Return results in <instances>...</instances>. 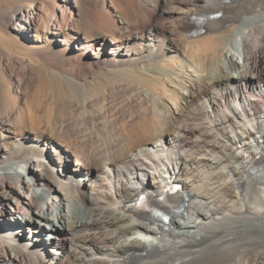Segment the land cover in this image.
<instances>
[{"label": "bare ground", "instance_id": "obj_1", "mask_svg": "<svg viewBox=\"0 0 264 264\" xmlns=\"http://www.w3.org/2000/svg\"><path fill=\"white\" fill-rule=\"evenodd\" d=\"M0 6V264H264V0ZM87 68L150 111H98ZM178 183L169 224L139 212Z\"/></svg>", "mask_w": 264, "mask_h": 264}, {"label": "rangeland", "instance_id": "obj_2", "mask_svg": "<svg viewBox=\"0 0 264 264\" xmlns=\"http://www.w3.org/2000/svg\"><path fill=\"white\" fill-rule=\"evenodd\" d=\"M1 8V6H0ZM201 18V17H199ZM199 18H196V19H199ZM195 19V20H196ZM40 27V25H39ZM4 35L8 36L9 38H12V36L8 33L6 27H5V24L3 22H0V38L1 37H4ZM203 35V34H201ZM200 36V35H199ZM196 36H194L195 38ZM20 40H23L24 42H26L25 39L23 38H19ZM7 41H5L6 43ZM14 48V47H13ZM163 59V57H162ZM88 61V60H87ZM162 63H165V61H163ZM88 65H90L89 61H88ZM44 66V65H43ZM92 66V65H90ZM46 67V66H45ZM45 67H42L43 70H45L46 68ZM66 69L68 70H72V66L71 65H68L66 67ZM88 70L85 69L84 72L81 73V77H86L88 78L89 82H91L93 84V90L92 91V94H94L93 96H95L94 98V101L97 103H95V108L98 110V111H101L102 107L103 109L105 108L106 110L103 111V113H105L106 115H115L116 118H118V120H122L124 119L125 117L124 116H128L129 115H136V113L140 112V109H141V112L138 113L137 115H144V111H146L144 109V107H146V109L151 108L150 105H149V101L148 99H144V98H140L138 94H135V93H138V91H134L136 90V88L133 86V85H130L128 83H122V86H118L119 83H116V77H114L112 75V73L108 72L107 70H104V69H100V68H95L94 70H91L90 68H87ZM51 71L53 73H56V71H58V66L56 67H52L51 68ZM114 73V71H113ZM84 75V76H83ZM82 78V79H83ZM106 83V84H105ZM110 83V84H109ZM113 86H116V88L114 90H112L111 87ZM131 86V87H130ZM90 87V86H88ZM86 86V90H90V88H88ZM111 89V90H110ZM117 89V90H116ZM120 89V90H119ZM130 89V90H129ZM134 89V90H133ZM116 90V91H115ZM74 92H76L75 90H73ZM73 92V98L74 100H77L79 102L77 103H81L82 100L84 99V93L83 91L80 92V91H77L76 93L78 94L79 98L77 97V94H75ZM120 92V93H119ZM105 93H106V98H104L105 96ZM104 94V95H103ZM135 94V95H133ZM76 95V96H75ZM101 95V96H100ZM115 95V96H114ZM75 96V97H74ZM97 96V97H96ZM138 96V97H137ZM134 97H137L136 99ZM76 98V99H75ZM101 98L102 101L104 99L103 103L101 101ZM80 99V100H79ZM108 99V100H107ZM123 99V100H122ZM141 99V100H140ZM160 100V99H159ZM107 101V102H106ZM140 101V102H139ZM162 101V100H160ZM111 102V103H110ZM138 102V103H137ZM142 102V103H141ZM103 103V104H102ZM109 103V104H108ZM62 106H61V105ZM59 105H57V107H55V109L53 110L54 111V114L56 115H71L72 114V111H70V107H69V104H66V103H60ZM66 104V105H65ZM105 104V106H104ZM109 106H108V105ZM111 104V105H110ZM139 104V105H138ZM148 104V107L147 105ZM102 105V106H101ZM97 106V107H96ZM119 106V107H118ZM68 107V108H67ZM99 107V108H98ZM113 109H112V108ZM60 109V110H58ZM62 109V110H61ZM121 109V110H120ZM144 111H143V110ZM109 110V111H108ZM111 110V111H110ZM139 110V111H138ZM68 111V112H67ZM101 111V112H102ZM108 111V112H107ZM143 111V112H142ZM150 111V109H148L145 114ZM112 113V114H109ZM71 113V114H70ZM115 113V114H114ZM123 113V114H122ZM104 114V115H105ZM41 115H43V113H41ZM118 116V117H117ZM120 116V117H119ZM124 117V118H123ZM120 118V119H119ZM128 121H131L132 122V119L129 120L128 118ZM73 123H71V127L73 126L72 125ZM76 183H80V185L82 187H85L87 185V182L86 181H78V178L76 180ZM18 220V219H17ZM19 224H24L26 225L27 222L22 220L21 218L19 219ZM15 223V222H14ZM66 230L64 229V227H62L61 225H59V232H58V237H63L65 238L66 235H67V232ZM53 236H51V232L48 230V228L44 231H40L37 235V238L39 239V245L40 248L43 249L42 247V244L43 243H48V242H51L52 241V238ZM51 255H53V253L51 252Z\"/></svg>", "mask_w": 264, "mask_h": 264}]
</instances>
